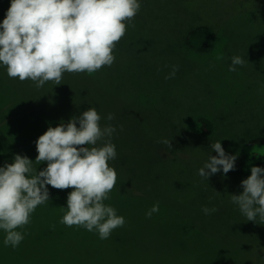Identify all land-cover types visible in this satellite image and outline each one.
<instances>
[{
  "label": "rangeland",
  "instance_id": "1",
  "mask_svg": "<svg viewBox=\"0 0 264 264\" xmlns=\"http://www.w3.org/2000/svg\"><path fill=\"white\" fill-rule=\"evenodd\" d=\"M10 3L11 0H0V22ZM140 3L141 9L133 20L135 27L125 22V35L113 50L114 63L98 70V82L92 89L85 90V94L92 92L90 95H93L88 102L82 100L79 90L66 85L65 79L72 81L73 73H64L61 85L49 81L37 89L30 80L10 79L6 67L0 65V116H6H2V123L0 121V144L4 142L2 153L8 157L1 162L0 151V166L13 162L16 154L33 160L31 154L36 150V140L24 130L20 114L35 107L49 114L62 107L67 117L62 115L56 126L90 107L97 109L103 123L111 121L102 115L112 113L118 105L127 112L144 108L161 116L164 125L170 123L172 130L168 137L172 147L158 145L160 152L167 154L165 148L171 152L175 149L185 161H199L200 168L210 155H217L210 147L212 143L220 141L227 154L237 155L241 142L264 134V0H140ZM201 24L212 26L216 35L214 49L206 53L192 50L185 42L187 31ZM217 56L224 58L217 60ZM232 56L245 60L235 72L228 70ZM173 66L178 67L174 77L165 79ZM201 116L212 118L218 134L199 143L189 138ZM7 129L19 135L13 142H9L8 137L17 135L7 136L10 133L5 134ZM109 163L117 172L116 162ZM145 163L150 172L151 164ZM34 167L38 172L45 168L36 164ZM156 168L148 178L138 177L137 180L130 175L131 181L125 188L130 194L128 198L135 197L132 200L115 195L107 200V204L117 210V215L126 220L124 227L113 230L110 238L101 240L98 234L83 227L62 224L64 237L60 239V256L65 264H264V228L248 236L231 232L228 224L215 225L226 220L223 215L231 216L227 214L229 207L235 206L240 213L231 202V194L243 192L235 185L234 171L225 175L221 170L207 180L198 174L199 168L190 167V172L184 173L195 178L198 199L192 203L193 208H170L173 210L170 212L160 203L159 212L146 218L145 213L157 203L153 200L159 197L153 182L163 173V168L158 165ZM130 169L135 166L131 165ZM73 190L54 189L49 185V201L54 203V199H59L66 211L68 193ZM160 190L162 198L171 200L180 191L171 186H161ZM144 199L147 208L141 218L144 227L132 235L131 226L143 212L142 208L135 209L140 205L139 200ZM203 206L217 211L205 215ZM168 219L172 222L164 224ZM43 224L39 218L32 219L23 231L38 235L44 231ZM191 224H196L198 229L195 226L190 230ZM126 234L123 243L121 239ZM145 236L147 243L155 242L152 248L146 245ZM226 241H231L232 246ZM56 258L52 257L50 263L38 262L52 264ZM32 261L36 264L34 259Z\"/></svg>",
  "mask_w": 264,
  "mask_h": 264
},
{
  "label": "clouds",
  "instance_id": "2",
  "mask_svg": "<svg viewBox=\"0 0 264 264\" xmlns=\"http://www.w3.org/2000/svg\"><path fill=\"white\" fill-rule=\"evenodd\" d=\"M140 9V0H11L0 22V65L10 79L30 80L37 89L49 81L61 85L64 73L91 75L114 63L113 50L125 35V22L134 28ZM230 59V72L245 64L240 56ZM177 70L173 66L165 79L174 77ZM101 119L97 109L90 107L66 123L50 126L35 141V162L16 154L13 162L0 166V230L5 233V247L15 249L25 239L23 229L31 223V214L50 200L49 185L74 189L68 193L60 224L83 227L101 240L124 227L125 218L104 203L116 185L117 172L109 162L117 152L111 142L116 128L101 126ZM107 119L113 120L114 115L109 113ZM158 143L172 147L168 139ZM210 147L217 155H210L199 169L202 178L235 170L236 155L227 154L220 141ZM45 162L47 167L38 172L34 164ZM240 187L243 192L231 194V202L247 221L264 225V167H251V175ZM202 211L210 215L217 209L203 206ZM158 212L157 202L146 218Z\"/></svg>",
  "mask_w": 264,
  "mask_h": 264
},
{
  "label": "trees",
  "instance_id": "3",
  "mask_svg": "<svg viewBox=\"0 0 264 264\" xmlns=\"http://www.w3.org/2000/svg\"><path fill=\"white\" fill-rule=\"evenodd\" d=\"M185 42L192 50H195L199 53L210 52L216 45L215 30L210 25H197L187 31ZM73 76L74 78H72V81L68 78L65 79L66 85L70 88L75 87L77 90H79L80 97L82 100H84V102L92 100L91 98L93 95H90L92 92L85 94V90L88 88L92 89L96 82H98L100 76L97 77V72L91 75L86 72L73 73ZM73 109L77 110L76 108ZM63 111L65 110L62 107L56 108L54 113L51 112L52 114H49L41 107H35L33 110H30L29 108L28 111L24 110L20 114V117L23 121V128L30 135V138L34 137L35 140H37L47 131L50 126L56 127L55 123L62 117V115H64L65 118L67 117V114H64ZM112 114L114 115V119L111 120L110 123H103L100 121L101 126L111 124L116 128V131L111 137V142L116 146L117 158L114 160V162H116L118 168V184L116 183V190L113 189L111 191L110 197L115 195V197L122 199L131 198L132 200L135 197L128 198L130 194L125 188V184L131 181L130 175H132V177L137 180L138 177H142V179L148 178L151 173L157 170L156 166L158 165V167L163 168V173L160 172L157 178L154 179L155 182H153V184L155 185V190L159 197L153 201H157L159 204L161 203L163 206L168 207L170 212L173 211L170 210V208H193L194 204L192 203L198 199V193L194 189L195 178L193 175H185L184 172L189 173L190 167L195 170L197 168L200 169V167H198L199 161H185V159L178 156L179 153L177 150L174 149V152H171L169 149L165 148L168 154L167 157L166 153H162L158 149V145L159 147H163V145H165L163 143H158V141L162 139H168L171 141L168 137L169 130H172L170 123L164 125L162 121L163 118L161 116H157L144 108H134L132 111L127 112V109H124L123 106L119 107L118 105L117 109L113 111ZM2 116L6 118L5 115L1 114V123L3 122ZM102 116L108 115L104 113ZM158 120L161 122H158ZM196 124V130L190 132L189 139H192L193 137V139L199 143L202 141L206 142V139L213 138L216 134H218V127L210 116L199 117L196 121ZM121 125L123 126V130H121ZM159 127L163 128L160 129ZM21 131L22 130H19V132ZM8 132H10V130L7 129L5 134ZM12 134L17 136L8 137L9 142H13V140H16L19 136L16 132H10L7 134V136ZM119 135H121V137H119ZM129 136L132 137L131 141H129ZM3 144L4 142L0 144L1 162L8 158L2 153ZM186 146L188 147L187 144L185 147ZM165 147L167 146L165 145ZM186 148L183 147V150L185 151ZM196 152H199V150ZM34 154L35 156H33ZM236 154L237 160L236 168L234 170L235 176L233 178L235 180V185L239 187L241 191L243 189L240 187L241 181L251 175V167H264V134L241 142ZM37 155L38 153L36 150L31 154V157H34V161ZM173 155L174 157L170 158ZM145 162H149L151 164L150 172L146 170ZM113 165L115 164L113 163ZM131 165H134L135 169H130ZM36 166H39V168L44 166L47 167V163L45 162L39 165L36 164ZM188 182L192 184L186 185ZM119 185H122L124 188L120 187ZM147 186L152 187V185L149 184H147ZM161 186H171L173 188L178 187L180 191L175 193L174 200L162 198L160 190ZM143 202H145V199L144 201L139 200L140 205L135 209L138 210L142 208L143 212L140 213L142 214L140 218L131 226L132 235L144 227V223L141 218L144 217L143 214L147 211V208ZM104 203L107 204V201ZM229 209L230 210L227 212V214L230 213L231 216L227 217L223 215L224 219L226 220L222 219L221 221L223 222L220 221L219 223H216L215 225L217 227H220L222 224H228L229 228L227 227V229L235 234L239 233L240 235H248L254 231L260 232L263 230L264 225L247 221L246 217L239 213L235 206L229 207ZM64 214L65 210L61 206L59 199H54V203L48 201L46 204L38 206L35 212L31 214L30 220L32 221V219L37 218L41 219L44 222V231L38 235L34 232L29 234L27 231L24 232L25 239L15 249L10 246H4L3 240L5 233L0 230V264H35L32 261L33 259L36 261V264H40L43 260L47 262L49 261L50 263L52 257L56 256L57 258L52 262V264H65V262L61 260L60 256L62 252V243L60 239L64 237V232L61 229L62 224L59 223ZM169 222H172V220L168 219L164 224ZM53 225L55 227H53ZM195 226L191 224L190 230L195 229ZM76 228L81 229L82 227L76 226ZM43 232L45 235L42 234ZM127 236L128 235L126 234V236L121 239V242L125 243V238ZM147 240L148 239L146 237V245H149L152 248L155 242L150 241V243H147ZM225 243L232 246L231 241H226ZM255 244L258 245V243ZM45 256L48 258L45 259ZM39 260H41V262H38Z\"/></svg>",
  "mask_w": 264,
  "mask_h": 264
}]
</instances>
